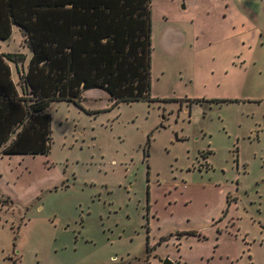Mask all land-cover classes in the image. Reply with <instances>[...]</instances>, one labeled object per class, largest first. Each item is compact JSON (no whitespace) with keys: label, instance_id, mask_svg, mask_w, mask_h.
I'll return each mask as SVG.
<instances>
[{"label":"rangeland","instance_id":"rangeland-1","mask_svg":"<svg viewBox=\"0 0 264 264\" xmlns=\"http://www.w3.org/2000/svg\"><path fill=\"white\" fill-rule=\"evenodd\" d=\"M151 13V100L54 102L51 154L0 155V264H264V0Z\"/></svg>","mask_w":264,"mask_h":264},{"label":"trees","instance_id":"trees-1","mask_svg":"<svg viewBox=\"0 0 264 264\" xmlns=\"http://www.w3.org/2000/svg\"><path fill=\"white\" fill-rule=\"evenodd\" d=\"M151 4L0 0V41L16 26L32 53L17 85L8 63L24 65L27 56L0 53V155L51 154L54 102L83 109L91 90L105 92L112 107L151 100Z\"/></svg>","mask_w":264,"mask_h":264},{"label":"crops","instance_id":"crops-1","mask_svg":"<svg viewBox=\"0 0 264 264\" xmlns=\"http://www.w3.org/2000/svg\"><path fill=\"white\" fill-rule=\"evenodd\" d=\"M14 28H17L16 26L13 27L12 29V33H13V30ZM18 29V28H17ZM19 31V29H18ZM20 32V31H19ZM21 34V32H20ZM21 37H22V46L23 48L27 49L28 52L26 53H21V54H25L27 56V61L25 62L24 65L22 64H19V65H16L15 63H12V62H9L8 65L10 67V70H11V77H12V81L14 82V84H18L19 83V80H20V76L23 75L24 73L27 72L28 70V66H29V62L32 58V53L31 51L29 50V48L23 43V36L21 34ZM8 41V40H7ZM5 41H0V44L4 43ZM0 53H3V54H18V53H15V52H12L11 50L9 49H2V47L0 46ZM18 89H19V86H18ZM88 93V92H87Z\"/></svg>","mask_w":264,"mask_h":264},{"label":"water","instance_id":"water-1","mask_svg":"<svg viewBox=\"0 0 264 264\" xmlns=\"http://www.w3.org/2000/svg\"><path fill=\"white\" fill-rule=\"evenodd\" d=\"M164 264H174L172 261H170L169 259L164 261Z\"/></svg>","mask_w":264,"mask_h":264}]
</instances>
